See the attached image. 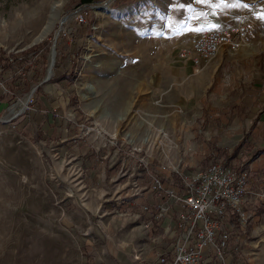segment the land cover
<instances>
[{"label":"rangeland","instance_id":"1","mask_svg":"<svg viewBox=\"0 0 264 264\" xmlns=\"http://www.w3.org/2000/svg\"><path fill=\"white\" fill-rule=\"evenodd\" d=\"M243 18L241 47L264 58V0H0V264L155 259L161 230L131 183L148 184L149 161L177 188L209 166L190 162L196 107L180 97L192 73L180 51Z\"/></svg>","mask_w":264,"mask_h":264},{"label":"crops","instance_id":"2","mask_svg":"<svg viewBox=\"0 0 264 264\" xmlns=\"http://www.w3.org/2000/svg\"><path fill=\"white\" fill-rule=\"evenodd\" d=\"M257 50L255 46L233 51L222 47L201 69L190 62L191 75L178 83L182 101L188 109L196 107L186 131V145H196L198 151L190 162L207 166L215 151L227 165L248 173L251 192L244 207L253 212L263 208L259 214L254 212L244 233L231 240L225 264H263L264 258V58L253 54ZM235 146L239 148L234 153ZM146 194L141 199L158 200L153 193ZM171 216L176 219L173 211ZM233 223L231 229L238 227ZM167 249L173 253L172 243ZM201 264L223 263L212 258Z\"/></svg>","mask_w":264,"mask_h":264},{"label":"built area","instance_id":"3","mask_svg":"<svg viewBox=\"0 0 264 264\" xmlns=\"http://www.w3.org/2000/svg\"><path fill=\"white\" fill-rule=\"evenodd\" d=\"M249 25L243 18L229 25L209 27L180 51L181 57L201 68L222 47L235 50L247 45L252 39ZM5 93V89L0 91ZM210 159L209 166L195 174L179 173L183 176L181 188L169 184L158 169L149 166L150 161L144 163L148 184L142 186L140 178L132 181L134 196L150 191L158 199L141 206L148 215L147 227L168 220L160 226L161 234L151 238L157 249L155 259L148 264H201L212 258L225 264L231 240L244 233L253 217L244 207V199L251 192L248 173L222 162L215 151L210 153ZM172 211L176 219L171 216ZM234 215L238 216L241 233L229 226ZM170 243L172 254L167 249Z\"/></svg>","mask_w":264,"mask_h":264},{"label":"bare ground","instance_id":"4","mask_svg":"<svg viewBox=\"0 0 264 264\" xmlns=\"http://www.w3.org/2000/svg\"><path fill=\"white\" fill-rule=\"evenodd\" d=\"M44 15L45 13H43V8L40 7L39 10L36 11V13L33 15L34 18V21L36 22H41L44 18ZM29 21H32V20H29ZM15 22V21H14ZM24 22V21H23ZM35 22V23H36ZM25 25V24H24ZM39 25V24H38ZM41 25V24H40ZM33 26V25H32ZM29 27V26H28ZM13 28L10 33L12 32V34L14 33H17L18 32V27H11ZM10 28V29H11ZM24 28V27H23ZM39 28V27H38ZM50 28L51 26L50 25H47L46 27L42 28L38 35L35 37L34 41H40L45 35H47V33L50 31ZM8 29V28H7ZM53 66H54V60L53 58L51 59V64H50V68L48 70V77L50 78L52 76V69H53ZM15 108H13L14 110ZM12 110V112H13ZM21 110L17 111V112H14L15 115H17ZM23 111V110H22Z\"/></svg>","mask_w":264,"mask_h":264},{"label":"trees","instance_id":"5","mask_svg":"<svg viewBox=\"0 0 264 264\" xmlns=\"http://www.w3.org/2000/svg\"><path fill=\"white\" fill-rule=\"evenodd\" d=\"M93 2V0H82V3H84V4H91ZM238 148L239 147H236L235 148V152H237L238 151ZM263 208H259V209H257L256 211H255V214H259V212H261V210H262ZM232 220H233V224H236V225H238L239 224V219H238V216L237 215H234L233 216V218H232Z\"/></svg>","mask_w":264,"mask_h":264},{"label":"water","instance_id":"6","mask_svg":"<svg viewBox=\"0 0 264 264\" xmlns=\"http://www.w3.org/2000/svg\"><path fill=\"white\" fill-rule=\"evenodd\" d=\"M54 56H55V54H54V52H53V57H52L53 59H54Z\"/></svg>","mask_w":264,"mask_h":264}]
</instances>
